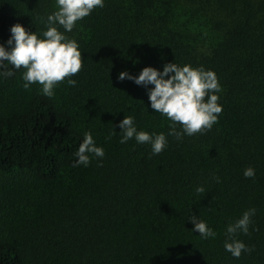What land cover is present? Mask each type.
Here are the masks:
<instances>
[{"label":"trees","instance_id":"obj_1","mask_svg":"<svg viewBox=\"0 0 264 264\" xmlns=\"http://www.w3.org/2000/svg\"><path fill=\"white\" fill-rule=\"evenodd\" d=\"M54 6L0 0V43L14 23L39 34ZM65 35L81 51L74 86L49 98L22 86L23 68L0 77V264H264V0H104ZM170 61L214 71L217 122L168 136L155 155L120 143L124 115L149 133L167 134L169 120L118 73ZM85 131L105 155L74 166ZM248 208L235 238L252 250L235 258L225 228ZM190 216L215 236L193 232Z\"/></svg>","mask_w":264,"mask_h":264},{"label":"clouds","instance_id":"obj_2","mask_svg":"<svg viewBox=\"0 0 264 264\" xmlns=\"http://www.w3.org/2000/svg\"><path fill=\"white\" fill-rule=\"evenodd\" d=\"M103 6L104 0H55L54 10L44 18L45 28L39 34L26 31L19 23L12 24L9 28L10 36L4 43H0V77L7 78L13 75V69L23 68L22 86L27 89L32 84H39L40 93L49 98L54 95V88L61 81L66 80L69 86H74L77 81L69 77L81 69V51L78 42L65 33L71 32L76 22L88 16L94 8ZM117 79H128L145 87L148 107L169 120L167 134L137 130L132 115H124L115 125L122 132L120 143L134 138L137 143L150 145L154 155L165 148L168 136L179 140L182 136L210 130L222 111V105L218 103L221 85L214 71L206 70L203 66L193 67L170 61L159 70L144 66L136 75L122 70ZM113 127L112 134H115ZM74 155L77 157L74 166H87L90 156L103 158L105 153L96 144L92 133L85 131ZM242 174L245 178H251L255 170L248 166ZM196 191L203 192L204 188L198 186ZM254 214L255 209L248 208L225 228L223 247L235 258H239L242 252L252 250L243 241L236 239L235 235L237 232H248ZM188 220L192 225L191 230L202 238L215 236L205 221L196 216H190Z\"/></svg>","mask_w":264,"mask_h":264}]
</instances>
